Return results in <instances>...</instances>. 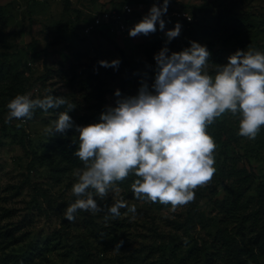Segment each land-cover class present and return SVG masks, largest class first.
<instances>
[{
    "label": "rangeland",
    "instance_id": "1",
    "mask_svg": "<svg viewBox=\"0 0 264 264\" xmlns=\"http://www.w3.org/2000/svg\"><path fill=\"white\" fill-rule=\"evenodd\" d=\"M111 2L133 7L126 36H85L82 25ZM153 3L159 6L160 0H0V264H173L178 258L184 264H236L225 249L223 233L264 264L262 230L240 223V211L248 213L256 201L255 186L264 183V126L249 140L238 135L237 118H217L226 120L232 139L215 143L212 180L195 190L193 202L175 212L170 205L157 208L137 200L127 179L98 203L103 207L123 199L135 205V214L127 208L120 209L118 218L107 217L106 209L96 214L79 211L68 221L63 213L75 199L72 173L83 167L73 155L77 133L74 128L51 137L44 132L67 106L36 109L31 119L6 122V105L17 94L31 99L54 95L75 105L68 111L74 125H88L94 112L136 95L142 83L151 88L155 60L145 51L153 45L157 52L167 47L170 53L196 41L210 52V73L237 49L264 53V0H170L162 17L164 31L157 25L154 33L130 37L128 30ZM241 18L248 27L242 29L243 37L232 40L229 27ZM176 23L181 25L179 36L169 41L165 31ZM111 41L137 64L121 71ZM113 60H119L118 66L99 63ZM241 168L256 178L245 183L249 188L243 189L241 206L227 209L226 202L237 191L230 172ZM118 241L123 245L117 251Z\"/></svg>",
    "mask_w": 264,
    "mask_h": 264
},
{
    "label": "clouds",
    "instance_id": "2",
    "mask_svg": "<svg viewBox=\"0 0 264 264\" xmlns=\"http://www.w3.org/2000/svg\"><path fill=\"white\" fill-rule=\"evenodd\" d=\"M170 0L153 3L141 20L129 30L130 37L165 30ZM176 23L165 31L170 41L179 36ZM179 52L161 48L155 55V75L151 88L142 83L134 96L121 97L115 106L99 114L97 122L74 125L68 111L75 105L63 96L46 95L31 99L17 94L6 105V122L31 119L36 109L48 111L67 106L45 127L48 137L75 129L78 146L73 155L83 167L73 171L74 202L63 215L76 219L79 211L96 214L106 209L109 218H118L120 209L135 214V205L123 199L103 207L118 183L132 177L131 191L137 200L170 205L171 211L195 200V190L213 178V153L216 144L206 127L222 115L238 119V135L255 140L264 126V53L254 49H237L227 63L208 71L210 52L207 47L190 41ZM101 66L116 67L119 60L100 61ZM19 126V125H17ZM77 143V141H74ZM123 241L116 242L115 249Z\"/></svg>",
    "mask_w": 264,
    "mask_h": 264
},
{
    "label": "trees",
    "instance_id": "3",
    "mask_svg": "<svg viewBox=\"0 0 264 264\" xmlns=\"http://www.w3.org/2000/svg\"><path fill=\"white\" fill-rule=\"evenodd\" d=\"M126 2V0H125ZM113 3V2H111ZM90 20V16L88 18V21ZM87 21V22H88ZM244 20L241 18L237 22H234L229 27V37L232 40H239L237 37H243L242 35V29L245 27H248V24H244ZM86 22V23H87ZM243 23V24H242ZM85 24V23H84ZM244 25V27H243ZM82 31V30H81ZM94 35V34H93ZM100 35L104 36L105 34L101 33ZM86 36V35H85ZM242 41V40H240ZM111 43L114 45V48L117 50V52L120 55V65L119 69L121 71L127 70L135 66L137 63L131 60H128L124 54L123 50L119 48V46L111 41ZM146 54L154 60V55L157 53V45H153L152 47H149L146 51ZM95 59H93L90 62V66L93 67ZM92 77L95 79L96 82L100 81V77L98 73H95L94 71L91 72ZM105 110H99L98 112H94L93 118L91 120H94L95 122L99 119V114ZM89 119V118H87ZM88 121V124H92V121ZM94 122V123H95ZM206 132L212 136L214 139V142H220L221 139H223L222 142L230 141L232 139V131L230 129V126L226 123L225 119H216L215 122L209 126L206 127ZM257 143V141L255 142ZM253 151V148H250V152ZM223 165L220 166V175L223 174ZM232 180L235 182V187L237 188L236 192L232 193L231 198L226 202L227 209H237L241 206L240 199L243 195V189H248L249 186L245 183H252L253 179L256 178V175L252 172H247L245 168L237 169L235 172L231 171ZM238 175V177L236 176ZM130 181H132V177L128 178ZM255 190L257 192L256 201L252 207V209L248 213H244L243 211H240L243 216L240 220V223L244 225L245 222H249L250 227L254 228H260L262 230V237L261 240V246H264V222H261V214H264V197H263V191H264V183L263 181H260L256 186ZM154 205L157 208H164L168 207L169 205H163L160 203H154ZM225 229V228H223ZM224 237V245L226 251L231 255L232 259L236 264H248L250 262L251 264H258V259L253 256V253L251 251L246 250V248H239L236 247L234 244V237L230 234L223 233ZM160 264H166L163 261H161ZM173 264H184L182 258H178V260H175Z\"/></svg>",
    "mask_w": 264,
    "mask_h": 264
},
{
    "label": "built area",
    "instance_id": "4",
    "mask_svg": "<svg viewBox=\"0 0 264 264\" xmlns=\"http://www.w3.org/2000/svg\"><path fill=\"white\" fill-rule=\"evenodd\" d=\"M133 7L130 4L110 3L103 5L90 16V20L82 25V32L86 36L120 33L126 36L127 25Z\"/></svg>",
    "mask_w": 264,
    "mask_h": 264
}]
</instances>
